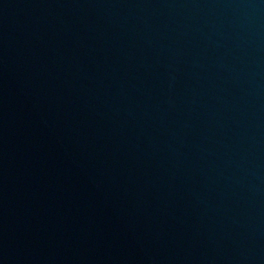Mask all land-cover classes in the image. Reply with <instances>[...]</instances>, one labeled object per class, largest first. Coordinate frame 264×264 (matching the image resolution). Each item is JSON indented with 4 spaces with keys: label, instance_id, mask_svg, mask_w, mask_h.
<instances>
[{
    "label": "water",
    "instance_id": "obj_1",
    "mask_svg": "<svg viewBox=\"0 0 264 264\" xmlns=\"http://www.w3.org/2000/svg\"><path fill=\"white\" fill-rule=\"evenodd\" d=\"M135 264H264V0H39Z\"/></svg>",
    "mask_w": 264,
    "mask_h": 264
}]
</instances>
